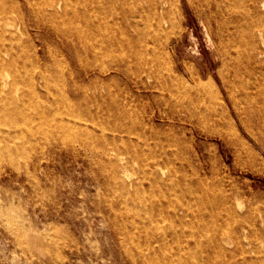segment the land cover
<instances>
[{
  "label": "rangeland",
  "instance_id": "rangeland-1",
  "mask_svg": "<svg viewBox=\"0 0 264 264\" xmlns=\"http://www.w3.org/2000/svg\"><path fill=\"white\" fill-rule=\"evenodd\" d=\"M5 3L35 80L9 95L48 123L0 122L21 144L0 158V264H228L243 222L264 258V0H59L37 25Z\"/></svg>",
  "mask_w": 264,
  "mask_h": 264
},
{
  "label": "bare ground",
  "instance_id": "bare-ground-1",
  "mask_svg": "<svg viewBox=\"0 0 264 264\" xmlns=\"http://www.w3.org/2000/svg\"><path fill=\"white\" fill-rule=\"evenodd\" d=\"M24 3L27 6L25 10L26 14L29 17L28 23H30L31 25H37V20L35 18L36 15L40 14L44 18L50 19L57 12L56 8L59 5V0H48L42 3H38L37 0H24ZM18 9L21 11V7L18 3L12 5L10 4V6H8L5 3V0H0V122L3 117H7L10 123L15 124L16 126L21 125L20 131L24 133L27 131L29 132L30 128H32H29L28 123L48 122L45 119L44 114H33L27 110V105L29 104V100L27 99L28 92L23 93V91L22 96L19 99H15L10 96L15 91H20L17 88V82L21 79L27 80V82L33 88L35 87V80L32 69L27 70L24 74L20 72V65L18 63L19 61L17 58H15L16 51L11 44V41L15 39L17 30L22 28V26L27 22L24 20V18H22L20 22H16L13 19L12 12L18 11ZM79 31L80 37H88V35L86 34L83 35V32H81V30ZM89 51L90 50L88 49L86 50V52ZM91 51L94 55L101 54V52L96 50V48L93 50L91 49ZM131 55L133 56L132 58L137 62V66L134 70V75L139 76L140 73H146L148 75L157 74L158 66L156 65V61L154 58L148 57V54L145 52H137L134 49H132ZM122 56H124L125 58L128 57L127 53L122 54ZM78 60L79 59H76L74 60V62L78 65H82L79 64ZM121 60L123 61V58H121ZM153 62L155 67L153 66ZM83 71L85 74H88L89 69L87 67H83ZM105 71H107V68L102 67L101 72ZM40 76L44 80L45 85H47L48 81L45 78L44 74L41 73ZM71 77H73V79L75 78L73 75ZM134 82L138 83V78H135ZM8 85L11 86V88L9 87V90H7ZM71 90L74 94H78L80 92V88L76 85H74ZM17 136V132L12 133L0 129V158H3L5 155L13 156L20 152L21 144L16 141L15 137ZM13 228L14 230H16L15 227ZM238 228L239 227H237L234 223L229 222V225L227 226L225 232L232 236L240 237L238 236ZM240 230H243L244 236L248 238L247 245L249 246H245V244L239 240L240 242L238 243L237 248L230 251L228 264H256L257 262L264 263V258L260 254V251L256 245V243L260 240L256 228L254 226L252 227L251 225H248L247 222H243L240 224ZM16 232L18 233L17 230ZM224 233L221 236L223 240L225 239ZM18 234L21 235V233ZM36 238L37 237H33L31 240L35 241L37 240Z\"/></svg>",
  "mask_w": 264,
  "mask_h": 264
}]
</instances>
